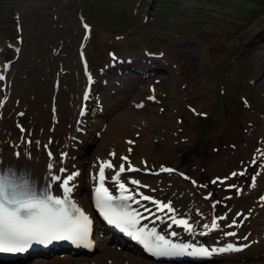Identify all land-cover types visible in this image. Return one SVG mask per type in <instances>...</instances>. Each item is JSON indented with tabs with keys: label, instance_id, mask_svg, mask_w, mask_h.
Returning a JSON list of instances; mask_svg holds the SVG:
<instances>
[{
	"label": "rangeland",
	"instance_id": "374dc122",
	"mask_svg": "<svg viewBox=\"0 0 264 264\" xmlns=\"http://www.w3.org/2000/svg\"><path fill=\"white\" fill-rule=\"evenodd\" d=\"M196 3L190 0H0V39L5 41L0 50V60L9 61L13 74L19 79L36 75L37 80L40 77L41 82H46L47 78L41 77L43 75L34 74L37 66L29 71V64L40 58L38 53L43 48H46V52L50 51L52 43L43 35L46 31L45 36L48 37L63 33L59 38L63 39L62 46L58 45L51 50L56 57L50 68L45 67V71L52 78L54 76V96L64 92L67 105L72 90L77 97L82 84V80H79L76 89L77 82L72 81V77L80 75L76 58V43L82 30L80 22L88 24L90 33L82 49L94 83L87 111L82 116V122H78L79 128L73 130L75 133L71 136L67 156L68 163L78 165L81 173L75 197L81 203H86L87 188L92 178L90 173L94 170V166L91 171L90 167L97 155V145L101 146L99 151L105 155L116 153L115 157L109 156L114 160L113 164L118 166V159L122 156H127L130 162L133 159L139 160V157L144 158L143 155L140 156L141 148L138 146L141 141L150 152L148 157L151 156V159L146 158L147 165L152 160L153 163L147 166L149 171H144L145 168L140 165L141 171L135 173L138 178L147 182L151 190L161 194L162 199L170 196L174 200L176 191L165 182L169 177L175 176L182 181V185L189 188L191 201L195 203V209L186 205L189 212L193 215L200 211L213 216H227L225 221H218L219 228L208 231L197 240L205 243L216 241L224 231H231L237 235L228 238L240 243L245 242L243 232H248L250 226H242L239 221L243 216H236V213H241L240 207L248 210L254 205V200L258 199L264 188V179L257 185L258 188L250 186L252 176L260 173L258 165H249L250 152L244 161L233 150L222 152L223 143L219 138L215 139L217 134L213 112L216 109L224 112L238 131L247 135L251 147L259 145L264 149V13L259 14L264 1L260 5L243 3L242 0H210L209 4L196 0ZM26 33H29L28 36ZM12 43L17 45L13 47ZM241 49H244L243 52H240ZM36 51L38 56L36 53L30 55ZM126 54L131 57L126 65L105 71L104 67L111 58L124 57ZM65 59L74 64V69L68 71ZM48 83L47 86H50V82ZM43 86L46 87L45 84ZM150 96L155 99H148ZM233 111L243 113L236 116ZM130 112L142 115L143 122L149 126L152 139L145 141L141 131L136 128L129 134L125 131L117 136L109 135L112 121L131 122ZM201 113L206 115H200ZM26 116L31 117L30 114L20 117L19 124L23 128L28 119ZM57 116L56 122L61 120L58 114ZM134 130L141 135L129 152L130 148H127L129 145L125 140L131 139L135 134ZM242 142L245 139L242 138ZM219 147L221 149L217 150ZM226 157L227 160H224ZM123 163L126 168L127 162ZM161 166L176 171L161 172ZM238 170L244 171L245 175L234 176L224 183L219 180L216 184L212 183L217 178L228 177L229 173H239ZM192 181L196 182L195 185ZM228 184H235L240 190L245 184L244 187L247 185L253 191L250 189V192L237 195L236 189H229ZM209 193H212L211 197L205 199L203 195L208 196ZM214 201L222 203L213 207ZM178 202L174 201V204ZM245 204L247 205L244 206ZM233 218L239 226L228 227ZM112 237L97 228L90 247L57 246V249L34 250L23 255L1 257L0 264H30L35 258L46 261L53 255L62 254L88 258L97 251L93 248L97 239L108 248L125 250L140 260V264H264V237L260 240L262 243L246 241L248 246L242 247L240 251L218 253L211 257L189 256L177 259L152 257L134 240L121 235ZM124 257H106L103 264H129L130 259ZM93 262L84 260L81 264H94Z\"/></svg>",
	"mask_w": 264,
	"mask_h": 264
},
{
	"label": "bare ground",
	"instance_id": "6f19581e",
	"mask_svg": "<svg viewBox=\"0 0 264 264\" xmlns=\"http://www.w3.org/2000/svg\"><path fill=\"white\" fill-rule=\"evenodd\" d=\"M35 3H37V2H35ZM40 3H41V1H40ZM22 10H24V9H22ZM40 14L42 15V13H40ZM23 17H25V16H23ZM43 18H45V17H43ZM42 20L43 19H41V23H43ZM52 21H53V19H52ZM47 22H48V24L50 23L49 21H47ZM36 24H39V23H36ZM45 26H46V24H45ZM31 27H32V25H31ZM26 28H27V26H26ZM41 28H42V26H41ZM82 31L83 30H81V33H82ZM46 32L43 34L44 37L49 38L48 41H50L52 43L50 45V51L48 50V52H46V48L42 49V48H40L42 45H40L39 48L42 49V52L38 53L40 51V50H38V52L36 51V52L30 54V55H36L38 53L40 58L39 57L37 58V56H38V54H37V56H36L37 60L35 62L29 64L30 65L29 71L32 69L34 70V68H36L35 66H37V70H34V74H37L39 76L43 75L41 77L47 78L46 82L45 81L41 82L39 80V78H40L39 76H38L39 78L37 80L35 78L36 75H34L33 77L19 79L13 74V71H12L10 66L8 68L9 70L8 69L4 70L3 65L5 63L4 62L5 60L4 59L0 60V75L5 77V79L3 81H0V100L4 101V106L0 107V168H2L4 165L14 163L18 167L25 169L28 172V174L31 177H33L34 179H36L37 181L45 180L48 184V187L51 186V191H52L51 193L53 195L62 197V190L59 186V183L54 182L51 179V177L53 175H58L57 170L60 167H65V168L70 167L71 169H76L77 167H79L78 165H76L74 163H68L67 156L69 154V147L71 144V141H70L71 136L75 133V131H73V130L75 128L77 130L79 128L78 122H82V116L79 113V107L81 105V97L80 96H81V91H82V87H83L84 83L82 82L81 87L79 89V95L77 97H76L75 93H73L74 92L73 90H72V92L70 91L72 93V95H71V97L68 98L69 103H67V105L65 104V100H64V97H65L64 92H63V94H61L62 93L61 89H60L61 95H58L57 97L54 96V93L52 91L53 90V84H54V80H53L54 76H53V78L51 76H49L47 74V71H45V67L48 66V68H50L49 66L52 63V60L55 59L56 56H54L52 54L51 50H54V48H56L58 45L59 46L61 45L63 39H59V38H61L60 35L63 33H61L59 36L58 35L56 36L55 35L56 33H55L53 35H50V37H48V36H45ZM53 32H54V30L52 29V33ZM89 32H90V30H88V34H89ZM28 34L26 36H28ZM40 36H41V34H40ZM23 37H25V36H23ZM35 38H37V37H35ZM34 40H36V39H34ZM45 40H47V39H45ZM64 40H66V39H64ZM4 42L5 41L3 39H0V50L2 49ZM33 42H35V41H33ZM43 42L46 43V41H43ZM65 42H67V41H65ZM12 45L14 47L17 44L12 43ZM63 45H64V43H63ZM24 50H25V48H24ZM33 50H36V49L34 48ZM61 54H58V56ZM129 55L130 54L124 55V58L128 57ZM29 57H31V56H29ZM85 58H86V55H85ZM0 59H1V55H0ZM58 60H61V58H58ZM29 61H30V59H29ZM65 62H66V59H65ZM40 64H42V65L40 66ZM119 64H121V63H119ZM119 64H116L115 66H118ZM25 65H26V63H25ZM65 65H66L68 71L74 69V67H75L73 63L70 64V62H68V61L66 62ZM125 65H126V63H125ZM52 66H51V68L55 67V66H53V67ZM173 67H176V66L173 65ZM61 69H62V67H61ZM55 70H56V67H55ZM108 70H109V68H106V71H108ZM27 71H26V73H27ZM48 72H49V70H48ZM54 75H55V73H54ZM73 80L74 81L76 80V82H77V86H75L73 84L77 89V87L79 85L78 81L82 80V76L78 74L76 77H72V81ZM70 81H71V79H70ZM48 82H50V86H47L49 84ZM2 83L5 84V87L3 89L1 88ZM44 84L46 85V87L43 86ZM201 89H203V88L201 87ZM5 97H7V99H4ZM56 100H57V102H56ZM87 101H88V99L84 100V103L85 102L87 103ZM75 106H76V108H75ZM74 108H75V110H74ZM51 112H54V113L52 114ZM56 112H58V113H56ZM233 112L236 114V116H239L242 111H240L239 113H237L235 111H233ZM19 113H23V115L24 114L25 115H29V114L31 115L30 118H28V116H26V118H28V119L26 120V126L24 128V129H26V131H24V132H22L21 128L17 126V125H20L19 121L21 120V118H20L21 116L19 115ZM57 114L60 116L59 118H61V120H59L58 122L55 121V119L58 117ZM129 115L131 117V119H129V120H131V122H128V123L124 122L123 123V122L112 121L113 125L109 129L110 130V132H109L110 136H114V135L117 136L119 133H123L125 131L128 132V134H129L131 131H133L134 128L141 131L142 135L139 133H136L135 131H137V130H134V133H135V134H133L134 137L132 135L131 139L125 140V141H127L126 143L129 145V147L127 146L128 149L130 147H134V145H136V143H137V142H135L134 144H129L128 141H130V140L136 141V139H138L140 135L142 137L144 136L145 141L146 140L149 141V139H152V137H153L152 134L149 132L150 129L148 130V128H149L148 124L146 125L143 122L144 119L142 120V115H138L135 112H130ZM243 118H244V116H243ZM213 120H214L215 132H216L215 134H217L215 139L219 138L220 141L223 143V145L221 144L223 153H228L230 150H233L238 154V157H240V159H242L244 161L245 158L247 157L248 153L250 152L249 159H248L249 165L250 166L258 165V167H259L258 169L260 170L261 175L257 176L256 182L254 185L252 183V180L249 182V184H250V186H256V188H258L257 185H259L264 179V166H263V164H264V149H262V146H259V145L251 147L250 140L248 139L247 135H242L238 131L234 122L227 115H225L224 112L216 109L213 112ZM147 123H149V122L147 121ZM109 125H111V124H109ZM20 126L22 127V125H20ZM76 134L78 135V131L76 132ZM122 137H123V135H122ZM114 138H116V137H114ZM242 138L245 139L244 143L242 142ZM118 142H120V140ZM105 144H106V141H105ZM122 144H124V143H122ZM45 145H47L48 147L45 148ZM142 145H143L142 142L139 141L138 146L141 148V150H140L141 155L140 156L143 155L144 158L140 159L141 157H139V160L133 159V161L131 162L137 168H139L140 165H142L144 168H147V166L149 164L153 163L152 162L153 160H152L147 165L146 158L149 159L151 156L148 157V154L150 152H148V148L145 147L146 145L145 144H144L145 146L144 145L142 146ZM263 145H264V141H263ZM102 147H103V145H102ZM212 147L214 148V146H212ZM100 148H101L100 145L96 146V154L98 156L97 155L95 156V158L92 162V166L90 167V171H91V168L94 166V170L90 173V175L92 176V179L90 180L91 182L94 181L92 174H95L96 168L100 165V163L104 160H111V157L108 154L105 155L104 153H101V151H99ZM219 149H221V148L219 147L217 150H219ZM49 151H51L53 154L51 157H49V155H48ZM97 151H99V152H97ZM102 151H104V150H102ZM124 151H127V149ZM17 153H20V155H17ZM62 154H63V156H62ZM127 155H129V154H127ZM131 157L132 156H130V158ZM253 159L256 160L255 164L252 163ZM118 160H119L118 166H115L112 169H106L107 172L109 173V178H111V176L113 175V172L119 168L120 164L124 162V161H121L120 158ZM224 160H227V157ZM111 161L113 163L114 160H111ZM142 162H146V164L142 163ZM49 163H52L54 165V167L52 169H49V167H48ZM127 166H128V164L126 165V168H127ZM238 172H240V170H238ZM228 176H230V173L228 174ZM231 178L233 179L234 177H231ZM129 179H137L141 182V185H147V182L142 181L140 178H138L137 173H135V172H131V173L125 172L124 174H122L123 182L128 183ZM79 182H80V176L75 181L76 186H75L73 193H75L76 189L78 188ZM180 182L182 183V181L179 180V178H176L175 176L169 177L168 181H166L165 184H168L170 187L175 189L176 196H175L174 200H169V198H166V199L162 200V202H164L165 200L171 201L174 208L177 209V212L175 213L176 218L178 219L179 217H181V218L187 219L190 223L193 224L194 231L191 233L186 232L183 228L178 227L175 224H173L171 226V228H169V224L171 223V220L168 219V217L172 216L173 213H167L166 210L164 212H156V206L154 204H150L147 201L141 202V204L148 207L149 209H152V211L155 212V214L157 216H160V219L156 220L154 216H150L147 212H144L143 208H141L140 205H138V207H137L138 212L141 214V216L147 217V219H143L140 216H138L137 219L140 220V223L138 224V226L143 227L144 225H147L146 230H151L152 228H155L157 234L163 235L165 237V239H169L173 243H176V244H187L189 242L200 243V242H197L196 239H199L204 235V234L202 235L201 233H207L209 231V229L204 228L203 223L206 222V224H208V225L211 224V219H212L213 215L210 213H207V212H200V211H196V213L193 215L191 211L189 212L186 205L189 204L190 208L195 209V203H194V201H191L192 196H191V193L188 192L189 188L185 185H182ZM244 185L241 188L242 193L250 192L252 190L249 186L247 187V185H246L244 187ZM91 186H92V184H91ZM141 188L143 191V190H147V188L150 189V186L147 188H145V187H141ZM115 191H116V194H119L118 183L115 184ZM147 191L152 192L156 197H158V198H155L156 200H158L160 198L161 194H159L158 192H154L152 190H147ZM186 191L188 193H186ZM131 192H133V188H132ZM141 193H143V192H141ZM126 194H128V193H126ZM133 194H135V193H133ZM151 196L153 197V195H151ZM261 196H264V188L260 192V194L258 195V199L257 200L253 199L254 205L250 206V208L248 210H243V207H240V212L242 213V216L243 217L247 216V219L244 220V222L242 223V226H246L248 224L250 226V228L247 230L248 232H243L244 236H242V237H245V236L248 237L247 240L244 239L245 242L240 241V243H235L234 240H231L228 238L230 236L225 235L226 232H231V231H224V233L221 234V238L217 239L216 241L210 240L209 244H216V247H218V245H220V244L227 245L228 243H232L235 245H245L246 241L257 242V241L262 240L264 237V235H263L264 234V200L260 199ZM136 199H138V195L136 196ZM174 201H179V202H178V204H176V203L174 204L173 203ZM77 204L80 205V202L78 200H77ZM246 205L247 204H245L244 206H246ZM253 219H257V220H253ZM171 232H176L177 235L171 236L170 235ZM263 241H260V243H262ZM93 248L97 249V251L95 254H93L92 256H89L88 258H85L84 256H71L68 254H62V255H53L49 259H47L46 261H44L41 258H35L30 262V264H67V263L69 264L71 262L72 263L75 262L76 264H81L82 261H84V260H88V261L93 260L94 264H103V262L105 261V260L103 261V259H106V257L114 259V258H119L120 255L125 256L124 257L125 259L129 258L130 259L129 264H140L141 263L140 260H138L137 258L128 254L125 250L119 249L120 251H117V250H115L116 248H108V247L104 246L101 241H98V239L96 242V246L94 244Z\"/></svg>",
	"mask_w": 264,
	"mask_h": 264
},
{
	"label": "snow or ice",
	"instance_id": "6c2138e0",
	"mask_svg": "<svg viewBox=\"0 0 264 264\" xmlns=\"http://www.w3.org/2000/svg\"><path fill=\"white\" fill-rule=\"evenodd\" d=\"M88 25L84 24L85 30L88 29ZM111 55V54H110ZM81 59L84 60V54L81 53ZM5 69L8 65H3ZM85 72L88 75V82L92 84L93 78L88 74L87 63L85 61ZM5 79L4 76L0 75V81ZM89 94L87 89L84 92V99L87 100ZM4 99H7L5 97ZM148 99H155V97H148ZM246 103V101H245ZM4 106V101L0 100V107ZM137 107H142V105H137ZM85 114L84 109H81L80 115ZM23 115V113H19ZM200 115H206V113H201ZM24 132L26 129L17 125ZM129 144H134L135 141H128ZM48 146L45 145V148ZM132 149H129L131 152ZM20 155V153H17ZM49 157L53 154L51 151L48 152ZM112 157L116 156V153L109 154ZM63 156V154H62ZM121 161L127 162L128 166L125 168V163H121L119 169L111 176V181L118 182L119 195H112L105 184L108 181L106 177V169H112L115 165L111 160H104L100 163L98 171V186L94 188V201L95 206L99 210L100 215L107 221L110 225H115L120 228L126 234L131 236L132 239L145 243L146 249L154 256H176V255H191L200 257H211L214 254L226 253L230 251H240L242 247H247L245 244L241 247H237L232 243H228L224 247H213L211 249L200 246L196 247L193 244H176L169 239H165L163 235L156 233V229L152 228L146 232L147 225L137 228L136 225L140 223L137 219L140 216L143 219L147 217L141 216L137 209L131 208L130 204L127 202L131 201L143 208L144 212H147L150 216H154L156 220L160 219L152 209L141 204L142 201H147L156 206V212L173 213L168 219L171 220L169 228L173 224L182 225L186 232H193V224L187 219H177L175 213L177 209L174 208L171 201L161 202L154 199V197L149 195H144L139 192L140 187H149L148 185H141V182L137 179H129L128 183L136 185L135 194L131 192L126 183L122 180V174L125 172H137L141 169L135 167L128 159L127 156L120 157ZM145 163L146 162H142ZM253 164L256 160L253 159ZM49 169H52L54 165L49 163ZM144 171H149L145 168ZM59 173H67L66 176L53 175L51 179L54 182H58L62 190L61 196H54L51 194V186L46 193H37L34 189H29L27 184H19L8 178L6 174H0V254H20L29 250L34 244L49 245L54 241H70L78 246L90 247L92 241L90 235L92 232V220L89 218L85 212L77 206L75 202H71L70 196L75 189V181L81 175L77 171H72L69 173L68 169L65 167H60L57 170ZM161 172L173 173L176 170L173 168L161 167ZM261 173H256L252 176L253 185L256 182L257 176ZM184 176L183 173H180ZM245 175L244 171L239 173L233 172L230 176L223 178H217L213 180L212 183L216 184L219 180L220 183L229 180L234 176ZM97 174H93V179L96 180ZM188 179V177H185ZM195 185V181H192ZM206 187V185L204 186ZM229 189H236V194L241 195V190L235 184H228ZM154 191V190H153ZM128 193V194H126ZM140 199H136V196ZM212 193H209L205 199L211 197ZM230 198V197H229ZM264 200V196L260 197ZM121 203L117 204L116 202ZM222 203L221 201H214L213 207ZM119 208L121 211L117 212L116 209ZM241 213H236V216H241ZM226 215L213 216L211 219V227L208 224H204L205 229L209 231L215 230L220 227L218 221H225ZM247 219L244 216L242 220L239 221L240 224ZM239 226L237 220L233 218L232 222L228 227ZM206 234V233H201ZM171 236H176V232H171ZM226 236H236L235 232H226ZM148 237H154V242L148 240ZM243 239L247 240L248 237L245 236Z\"/></svg>",
	"mask_w": 264,
	"mask_h": 264
},
{
	"label": "trees",
	"instance_id": "16d2710c",
	"mask_svg": "<svg viewBox=\"0 0 264 264\" xmlns=\"http://www.w3.org/2000/svg\"><path fill=\"white\" fill-rule=\"evenodd\" d=\"M263 1L264 0H242L243 3H248V4H252V5H260V4H263ZM201 3H203L201 1ZM264 5V4H263Z\"/></svg>",
	"mask_w": 264,
	"mask_h": 264
}]
</instances>
